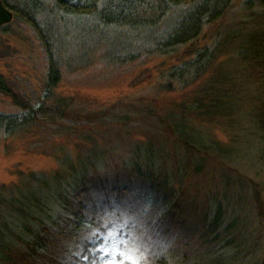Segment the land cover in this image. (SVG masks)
<instances>
[{
  "label": "rangeland",
  "instance_id": "obj_1",
  "mask_svg": "<svg viewBox=\"0 0 264 264\" xmlns=\"http://www.w3.org/2000/svg\"><path fill=\"white\" fill-rule=\"evenodd\" d=\"M18 1L9 3L15 6ZM248 1L252 0L235 2L225 19L214 28L207 27L195 54L188 47L168 56L141 50L138 61L118 63L110 59L114 51L106 44L82 49L80 39L64 34L69 53L66 56L61 51L59 95L100 111L121 103L151 108L158 113L146 123L188 142L191 151L177 144L173 136L134 121L147 117L140 111L130 112L132 122L118 130L119 134L125 130L129 140L100 134L98 140L105 149L100 155L106 164H99L100 169L114 172L123 162L154 164L155 177L159 184L163 179L168 197L173 199L165 201L155 189L141 184L122 186L112 193L110 184L108 189L85 194V221L93 216V225L86 224L65 249L60 247L57 252L53 248L57 264H158L162 260L165 264H264V124L259 120L260 115L264 117V85L240 60L237 49L215 54L213 46L247 15L242 10ZM53 3L48 0L46 5L51 8ZM88 16L75 21L82 29L69 32L54 22V33H91L86 23L93 20ZM38 19L42 23L44 16ZM214 33H220L216 39ZM78 46L79 60L70 57ZM49 66L47 47L31 23L18 17L0 28V76L36 108L46 98ZM198 98L220 112L216 119H199L191 112ZM25 114L12 98L0 93V115ZM30 134L11 136L0 131V189L6 197L26 192L19 187L30 182L32 174L51 181L57 175L68 180L73 177L71 169L79 170L80 160L87 157L81 146L84 141L58 137L47 143L44 154L36 152L38 146ZM65 186L64 182L62 189L71 191ZM57 198H50L53 210L43 219L73 218V209L58 205ZM65 198L77 204L75 195L68 193ZM178 203L173 218L172 209Z\"/></svg>",
  "mask_w": 264,
  "mask_h": 264
},
{
  "label": "trees",
  "instance_id": "obj_2",
  "mask_svg": "<svg viewBox=\"0 0 264 264\" xmlns=\"http://www.w3.org/2000/svg\"><path fill=\"white\" fill-rule=\"evenodd\" d=\"M2 1L14 11L16 18L27 20L37 29L47 47L50 66L45 85L46 98L39 108L33 106L27 97L19 94L8 85L3 76H0V93L12 98L26 113L22 117L0 115V131L5 130L11 136L31 133V139L38 146V149L35 148L36 152L42 154L47 143L54 142L56 137L62 141L71 139L77 143L82 140L85 143H81V146L84 152L87 151V157L80 160L82 163L79 164V170L76 171L75 167L71 169L73 177L68 180L57 175L55 180L51 181L32 174V180L25 183L24 187H19L26 190L24 193L16 195L11 191L12 195L6 197L2 194L4 190L0 189V264H45L46 261L57 264L53 258V248H56L57 252L60 247L65 249L70 242L77 240L85 230L86 224L87 227L93 225V216L91 220L85 221L87 206L82 200L85 194L108 189L110 184L113 185L110 193L119 191L122 186L141 184L148 190L155 189L157 196L165 201H168V198L173 199L168 197V189L163 186V179L159 184L155 177L152 170L154 164L137 162L128 165L123 162L114 172L100 169L99 164L106 165L105 161H102L104 155H100L105 150L101 148L103 141L98 140L100 134L110 137L109 139H115L112 136L117 135L123 141L129 140L123 134L125 130L121 134L118 130L125 129V126L132 122L129 118L130 112L146 113L147 117H137L133 120L145 125L146 129H152L165 136L167 133L149 121L146 123L148 117L152 119L151 115L158 113L153 112L151 108L127 105L124 107L121 103L106 111H100L88 103L59 95L57 89L62 81L59 65L64 56L61 51L69 48L66 46L67 38H64V34H72L76 40L80 39L82 49L106 44L114 51L110 59L118 63L138 61L143 54L141 50L149 55L168 56L180 47H188L189 52L195 54L196 46L206 28L218 25L239 0H54L51 8L46 5L48 0H45V4L44 0H19L15 6L11 5L9 0ZM242 12L247 15L239 18V22L232 24L229 31L224 33V38L217 39L213 44L215 54L237 49L240 60L253 70V76L264 85V0L248 1ZM42 16L44 19L40 23L38 18ZM86 16L93 20L86 23L91 33H54V22L69 32L76 28L82 29L75 21ZM219 34L214 33L213 39ZM206 47L207 45L203 50L207 49ZM79 48L78 46V49L72 51L74 54L71 58L78 59L79 55L76 53ZM66 52L67 56L69 51ZM203 100L198 98L195 111L191 109V112H196L199 119L204 117L207 121H213L220 112ZM118 112L124 114L120 116L117 115ZM259 120L264 124V117L260 115ZM168 134L167 136H173L172 133ZM174 139L177 144L191 151L188 142L181 141L176 136ZM48 154L47 151L45 155ZM111 178H114V182ZM63 181L71 191L62 189ZM68 193L75 195L77 204L65 198ZM54 195L58 197V205L73 209V218L58 217L53 222L52 217L43 219L50 217L48 212L53 210L50 198ZM179 208V203L173 207V218ZM219 213L223 214L221 210ZM195 216L197 217V214ZM235 224L232 223V226L235 227ZM218 226L217 217L214 220L215 232ZM157 263L165 264L163 260Z\"/></svg>",
  "mask_w": 264,
  "mask_h": 264
},
{
  "label": "water",
  "instance_id": "obj_3",
  "mask_svg": "<svg viewBox=\"0 0 264 264\" xmlns=\"http://www.w3.org/2000/svg\"><path fill=\"white\" fill-rule=\"evenodd\" d=\"M14 20V14L0 0V27L9 25Z\"/></svg>",
  "mask_w": 264,
  "mask_h": 264
},
{
  "label": "snow or ice",
  "instance_id": "obj_4",
  "mask_svg": "<svg viewBox=\"0 0 264 264\" xmlns=\"http://www.w3.org/2000/svg\"><path fill=\"white\" fill-rule=\"evenodd\" d=\"M121 243H124V241H121ZM128 243H131V241H129ZM125 246H127V245H125ZM133 264H135V262H133Z\"/></svg>",
  "mask_w": 264,
  "mask_h": 264
}]
</instances>
